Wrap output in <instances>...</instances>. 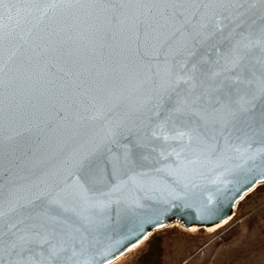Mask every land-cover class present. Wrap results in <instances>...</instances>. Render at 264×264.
<instances>
[{
	"label": "snow or ice",
	"instance_id": "1",
	"mask_svg": "<svg viewBox=\"0 0 264 264\" xmlns=\"http://www.w3.org/2000/svg\"><path fill=\"white\" fill-rule=\"evenodd\" d=\"M157 138L177 179L128 200ZM203 169L215 201L181 179ZM237 170L264 180V0H0V264H111L171 215L211 227Z\"/></svg>",
	"mask_w": 264,
	"mask_h": 264
},
{
	"label": "rangeland",
	"instance_id": "2",
	"mask_svg": "<svg viewBox=\"0 0 264 264\" xmlns=\"http://www.w3.org/2000/svg\"><path fill=\"white\" fill-rule=\"evenodd\" d=\"M240 204L224 228H164L117 264H264V182Z\"/></svg>",
	"mask_w": 264,
	"mask_h": 264
},
{
	"label": "water",
	"instance_id": "3",
	"mask_svg": "<svg viewBox=\"0 0 264 264\" xmlns=\"http://www.w3.org/2000/svg\"><path fill=\"white\" fill-rule=\"evenodd\" d=\"M179 145V141L164 140L163 138H157L151 141L150 147L143 153L144 163L148 169H160L159 173L156 174L157 182L152 186H147L140 182L132 183L124 192V196L128 200L137 198L149 200L166 196L173 187V181L177 179L176 176L169 173L166 165L170 163L171 160L175 159V156L171 153L173 150L179 151ZM165 156H167V161L164 159ZM234 163H239V160L234 161ZM219 171L220 170L213 171L211 169H203V174L198 177H192L190 174H188L184 177H181V179H183L185 183H187L188 180H193L195 183H197L204 196L211 197L215 201L216 188L218 185L215 184L214 181L218 179ZM243 174L244 173L242 171L237 170L235 178L231 176L224 177L226 181L224 184V189L226 190L227 194L220 197L219 204L217 205L220 215L224 216V219L219 223H213L212 226L209 227L208 223L210 222L194 220L193 217L188 214L171 215L167 220H162L163 227L152 228L150 231H148L146 238L142 239L135 247H132L130 250L116 256L115 259L111 260V264L115 263L116 261L120 260V258H123L128 253L140 247V245L148 241L152 235L156 233V231L164 230V228H168L171 225H176L178 223L186 230H190L192 228H197L200 230L226 224L232 220L239 209V203L242 202L247 196L251 195V193L254 192L264 182V180H257L253 188L248 191H243L242 184L239 182L240 177L243 176ZM227 181H231V183H228ZM238 189H240L238 198L233 201L232 197L237 194Z\"/></svg>",
	"mask_w": 264,
	"mask_h": 264
},
{
	"label": "bare ground",
	"instance_id": "4",
	"mask_svg": "<svg viewBox=\"0 0 264 264\" xmlns=\"http://www.w3.org/2000/svg\"><path fill=\"white\" fill-rule=\"evenodd\" d=\"M228 223V222H227ZM226 223V224H227ZM226 224H222V225H219V226H215V227H213V228H206V230L208 229V230H210V231H214L215 229H217V228H220V227H222V226H225ZM177 226H179V227H181V228H183V226L182 225H180V224H176V225H171V226H169V227H177ZM184 229V228H183ZM195 230H198L197 228H192V229H190L189 231H195ZM139 248V247H138ZM138 248H136V249H138ZM135 249V250H136ZM121 260V259H120ZM120 260H118V261H116L115 263H113V264H117Z\"/></svg>",
	"mask_w": 264,
	"mask_h": 264
},
{
	"label": "trees",
	"instance_id": "5",
	"mask_svg": "<svg viewBox=\"0 0 264 264\" xmlns=\"http://www.w3.org/2000/svg\"><path fill=\"white\" fill-rule=\"evenodd\" d=\"M249 196H250V195H249ZM249 196H247V197H249ZM247 197H246V198H247ZM240 203H241V202H240ZM240 203H239V204H240ZM240 206H241V204L239 205V207H240ZM236 217H237V215H235V217H234L232 220H230V221L228 222V224L231 223L234 219H236ZM225 227H226V226H225ZM222 228H224V227H222Z\"/></svg>",
	"mask_w": 264,
	"mask_h": 264
}]
</instances>
